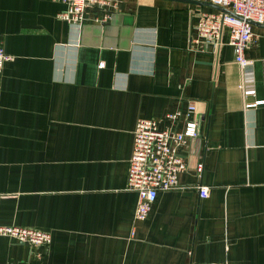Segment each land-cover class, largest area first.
<instances>
[{
	"label": "crops",
	"instance_id": "obj_1",
	"mask_svg": "<svg viewBox=\"0 0 264 264\" xmlns=\"http://www.w3.org/2000/svg\"><path fill=\"white\" fill-rule=\"evenodd\" d=\"M63 9L0 0L12 56L0 75V225L52 235H0V264H264V26L253 25L243 71L228 28L219 42L199 37L201 13L224 12L208 0H118L107 20L90 8L81 25ZM191 102L199 134L180 150V187L138 221L137 121L166 128Z\"/></svg>",
	"mask_w": 264,
	"mask_h": 264
},
{
	"label": "built area",
	"instance_id": "obj_2",
	"mask_svg": "<svg viewBox=\"0 0 264 264\" xmlns=\"http://www.w3.org/2000/svg\"><path fill=\"white\" fill-rule=\"evenodd\" d=\"M65 5L59 17L71 25H81L90 8L103 11V21L107 20L117 8L118 0H57ZM213 4L231 11L201 13L197 25L199 37L219 42L223 30L230 31L229 44L235 52V62L243 71H249L253 60L247 51L255 42L253 22L264 24V0H208ZM101 18H97L100 20ZM12 56L5 52L0 38V75ZM244 88L245 95L254 94L252 88ZM1 94V84H0ZM248 104L247 106H254ZM196 105L191 102L185 114L180 111L167 113L171 125L161 128L159 121L152 118H140L134 131V150L130 162L128 188L138 193L135 219L143 221L149 216L159 191L180 187V174L187 169V162L180 150L188 145L191 138L198 136L197 123L190 119ZM185 118L186 126L179 129L178 124ZM200 194L208 196L209 188L199 186ZM0 235L13 237L21 242L43 245L52 241V235L46 231L18 225H0ZM203 264H228L227 262H207Z\"/></svg>",
	"mask_w": 264,
	"mask_h": 264
},
{
	"label": "water",
	"instance_id": "obj_3",
	"mask_svg": "<svg viewBox=\"0 0 264 264\" xmlns=\"http://www.w3.org/2000/svg\"><path fill=\"white\" fill-rule=\"evenodd\" d=\"M215 5V4H214ZM218 9L224 11V12H228V13H231V11H229L228 9H225L223 7H220V6H217L215 5ZM253 25H258V26H264V24H260V23H257V22H253Z\"/></svg>",
	"mask_w": 264,
	"mask_h": 264
}]
</instances>
